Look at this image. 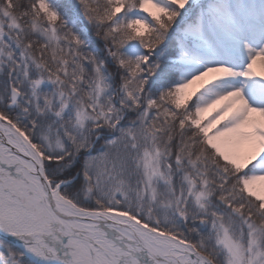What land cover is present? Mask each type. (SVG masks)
Listing matches in <instances>:
<instances>
[{
	"label": "snow or ice",
	"instance_id": "obj_1",
	"mask_svg": "<svg viewBox=\"0 0 264 264\" xmlns=\"http://www.w3.org/2000/svg\"><path fill=\"white\" fill-rule=\"evenodd\" d=\"M0 264H264V0H0Z\"/></svg>",
	"mask_w": 264,
	"mask_h": 264
}]
</instances>
